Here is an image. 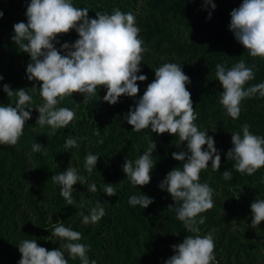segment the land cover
<instances>
[{"label":"trees","instance_id":"16d2710c","mask_svg":"<svg viewBox=\"0 0 264 264\" xmlns=\"http://www.w3.org/2000/svg\"><path fill=\"white\" fill-rule=\"evenodd\" d=\"M78 2L89 9V18H96V12L111 15L114 8L135 17L146 49L138 75H146L147 80L137 81L139 92L135 98L121 96L115 105L103 100L107 91L104 88H97L96 95L87 101L79 93L66 97L57 107L74 111L75 117L51 138L37 133L47 125L36 123L39 113L33 108L18 144L0 145V264L6 259L19 261L18 247L25 239H36L48 250L61 248L69 264H81L79 258L72 260L61 247L66 241L51 236L59 224L82 234L77 242L90 246L86 255L96 264H165L175 254L172 246L192 235L176 218L175 208L179 205L159 188L172 169H182L183 162L174 160L172 153L184 150L186 145L180 144L178 136L157 135L150 128L134 132L124 120L147 84L154 80L155 69L165 63L181 65L189 76L191 83L186 87L198 116L195 124L214 138L221 155L220 170L213 171L210 161L199 180L213 189L214 207L201 214L206 219L199 227L201 236L213 232L214 264H264V222L256 228L250 226L251 203L264 199V167L251 176L240 174L235 170V161L226 156L233 146L231 133L240 132L243 124L251 126L252 134L264 137V98L257 95L242 101L240 116L234 120L219 102L223 88L215 75L217 64L230 69L244 60L248 67L255 65V77L245 88L264 83V60L250 57L229 30L230 13L242 0H212L215 9L205 5L204 0ZM25 3L30 0H0V76L4 78L0 81V106H15L16 101V97H7L4 84L19 90L29 89L34 83L27 79L29 55L20 52L11 39L13 26L27 22ZM78 38L75 30L57 37L73 41ZM10 57L17 67L4 64ZM29 94L33 107L43 103L38 93L29 90ZM97 131L99 136L95 135ZM69 138L77 141L76 147L65 148ZM152 139L157 148L152 157L155 167L150 173L151 181L146 186L133 187L122 165L125 159L134 163ZM34 143L42 144L41 151L33 152ZM89 153L100 157L90 174L84 167ZM69 167L87 180V184L78 181L73 186L72 205H67L60 195L61 186L51 179ZM226 170L232 173L231 180L223 178ZM107 183L113 184L115 196L103 192ZM91 184L96 185V192L87 190ZM143 194L154 200L148 208L128 203L131 196ZM97 202L104 207L105 215L95 224H83L80 213L89 215Z\"/></svg>","mask_w":264,"mask_h":264},{"label":"clouds","instance_id":"9594fccd","mask_svg":"<svg viewBox=\"0 0 264 264\" xmlns=\"http://www.w3.org/2000/svg\"><path fill=\"white\" fill-rule=\"evenodd\" d=\"M204 3L211 5L212 9L216 7L212 0H204ZM88 13L87 7H75L72 0H30L25 13L27 22H18L13 26L11 39L20 52L29 55L27 79L34 83L29 89L19 90H12L8 84L3 85L7 97H16V101L15 106L11 103L0 106V145L18 144L33 108L39 113L36 123L41 127L49 126L52 130L50 136L57 129L68 126L75 117L74 111L57 105L74 93L83 95L84 101H87L96 95L97 88H104L107 91L103 100L110 105L117 104L121 96H137V81L145 82L147 76L138 75L146 49L139 38L140 29L135 25V17L118 8H114L111 15L96 12V18H89ZM230 16L229 30L236 41L250 57L264 60V0H242ZM0 17H3L2 11ZM71 30H75L79 38L74 43L61 44L57 37L69 34ZM57 44H60L59 48ZM254 68L255 65L246 66L244 60L230 69L222 64L216 65L215 75L223 88L219 102L234 120L240 116L242 101L257 95L264 98V83L245 88L255 77ZM154 73V80L147 84L143 95L135 101V106L124 115V120L134 132L150 128L157 135L168 133L178 136L180 144L186 145L184 150L172 153L174 160L183 162L182 169H172L160 182L159 188L166 190L174 204L179 205L175 208L176 218L192 235H186L182 243L172 246L175 254L165 264H214L213 232L201 236L199 227L206 219L201 214L214 207L213 189L199 180L200 172L209 167L210 161L213 171L220 170L221 155L215 147L214 138L208 132L200 131L195 124L198 116L186 87L191 80L182 66L165 63ZM3 79L0 76V81ZM29 90L38 93L43 103L33 107ZM250 127L245 123L240 132L231 133L233 146L226 154L227 160L235 161L237 172L249 176L264 167V137L252 134ZM95 135L99 136L100 133L97 131ZM99 143L102 144L103 139ZM205 145L207 150L204 149ZM76 146L74 139L69 138L65 142V148ZM41 148L40 143L32 145L33 152H39ZM156 148L152 139L134 163L125 159L122 170L133 187L150 183V173L155 167L152 157ZM99 159V156L91 153L86 156L84 167L89 174L96 168ZM222 176L225 180L233 178L228 170ZM51 179L61 186L60 195L67 205L74 203L73 186L78 181L81 185L87 184L86 178L71 167L59 175H52ZM112 185L107 183L103 188V192L110 197L116 195ZM87 190L96 192L97 187L91 184ZM153 202L146 194L133 195L128 201L131 206L143 209ZM250 208V226L256 228L264 222V199H255ZM80 215L83 224H95L105 215V209L97 202L89 215ZM51 236L66 241L61 247L72 260L79 258L81 264H96L95 260L90 262L86 255L90 246L77 242L82 238L79 231L59 224L54 227ZM18 250L21 253L18 264H69L61 248L48 250L39 246L36 239L23 240Z\"/></svg>","mask_w":264,"mask_h":264},{"label":"rangeland","instance_id":"374dc122","mask_svg":"<svg viewBox=\"0 0 264 264\" xmlns=\"http://www.w3.org/2000/svg\"><path fill=\"white\" fill-rule=\"evenodd\" d=\"M84 2H93L94 0H83ZM73 2V5L75 7H78V8H84V5H82L80 2H78V0H72ZM29 3H25V5L27 6ZM60 41V43H64V42H68L69 44L71 43H74L75 41L71 40V39H58ZM57 48L60 47V44H57L56 45ZM4 64H12L14 67H17V64L14 63V60L10 57V59H8L7 62H5ZM38 130V129H37ZM51 128L46 126L44 129H40L37 131V133L39 135H46L48 138H51L53 135H49V133L51 132ZM10 263V264H18V261H12L11 262V259H6L4 260L1 264H6V263Z\"/></svg>","mask_w":264,"mask_h":264}]
</instances>
